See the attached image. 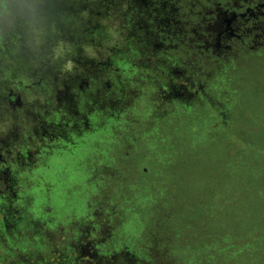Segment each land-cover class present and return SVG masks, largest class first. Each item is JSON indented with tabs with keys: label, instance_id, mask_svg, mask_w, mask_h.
<instances>
[{
	"label": "flooded vegetation",
	"instance_id": "obj_1",
	"mask_svg": "<svg viewBox=\"0 0 264 264\" xmlns=\"http://www.w3.org/2000/svg\"><path fill=\"white\" fill-rule=\"evenodd\" d=\"M104 1L107 8L102 10L104 13L102 20L99 23L86 20L85 27L83 26V29H87V37L83 40L90 44L102 45L100 42L109 36L107 26L113 21L111 5L114 2L121 3L123 0ZM132 1V12L128 15L123 11L126 17L121 23L122 27L136 31L148 28V32L151 33L147 38L144 35L137 40L131 37L126 43L125 51L115 48V51L110 53L114 66L111 63L100 62L101 70L106 73L103 83L97 78L84 75L78 83L72 80L68 81V84H61L69 91L63 98L52 89V85H59L58 82L63 81L60 77L64 69L60 66H56L51 75L40 74L35 80L26 78L18 80L16 73L20 69L33 68L36 63L49 66L50 56L58 52L59 45L62 43L67 45L70 40L74 42L72 45H76L71 59L75 62L84 59L80 52L85 44H82L81 38L75 40L73 38L82 28L77 23L82 21L83 17H89L93 0H0V108H12L20 112L18 119L10 123L0 116V264L35 262L93 264L90 260L87 263L82 262L85 255L80 252L76 256L73 245L80 239L78 227L93 221L91 212L95 210L97 204L89 203L81 214H75L73 211L64 210L59 204H53L50 202L54 193L53 182L48 174L57 166L53 164L55 161L53 159H56L54 156L74 154L82 138L101 130L106 121L112 122L113 133L121 125L123 127L120 130L123 131L128 123L127 131L124 135L122 132L114 134L119 142L114 148L113 145L109 147L111 157L103 161L102 155H97L98 162L93 166L91 175L101 167L110 171L119 170L120 166L116 164L114 156V150L119 146L128 150L124 159L126 166L133 163L137 157L141 159L139 162L136 161L138 163L152 157L159 163L172 162L173 147L165 148L166 143L162 139L155 140L157 145L153 146L151 138L141 137L139 133V128L144 127L149 118H152L155 108L150 106L146 110H139L136 105L128 107L127 97L123 95L121 86L125 84L124 75H130L131 65L126 64L125 58L129 53L127 50L133 48V42L140 41L148 51L154 52L160 47L174 48L176 43L165 41L160 33H174L175 31H170V28L176 29L177 24L184 27L186 22L183 23L176 17H182L179 14L181 8L192 10L183 0H152L146 4L150 11L140 16V12H143L140 9V1ZM194 1L202 6L201 20L195 27L206 28L205 31L214 32L217 37L212 43L202 39L207 36L203 33L198 36V43L189 48L213 58L215 63L207 61L200 81L190 80L185 86H173L170 83L171 78L169 81L162 79L158 90L164 93L162 97L168 102H177L187 109L196 105L197 108H203V121L201 124L190 122L185 131L186 135L195 134L202 137L203 141H222L229 155L232 156L230 153L235 152L246 161H251L254 147L260 146L255 152L264 159V0ZM168 4L172 6L169 11L165 9ZM134 15L143 16L142 19L148 21L145 20V24L140 26L139 22H134ZM177 30L189 32L185 27L184 30L181 27ZM159 54L154 58L156 64L169 67L167 70L178 68L182 72L185 71L187 63L176 55L180 54L179 51L174 49L172 54L160 51ZM122 65L124 67H120ZM170 70L167 72L168 76L172 74ZM217 77L220 79L216 80ZM101 83V87L106 85L110 88L103 96L99 95L100 89L97 88ZM181 87L182 90L179 92L177 89ZM151 92L155 93L156 88L154 87ZM34 94H41L38 99L41 108L37 107ZM124 111L131 113L129 122L119 119ZM32 116L36 118L39 128L33 137L29 131ZM120 121L123 124L120 125ZM160 125L157 123L154 127ZM188 142L194 145L192 140ZM143 143L150 152L153 151L152 154L145 156L138 152L139 146ZM197 145L198 143L195 146ZM8 156L9 159L6 158ZM40 168L45 172L35 176ZM136 170L139 174L138 179L128 175L126 182L122 178L111 188L93 183L97 188L95 192L101 193L107 189L110 195L105 197L109 198L111 205H117L118 208L124 206L122 202L120 204L116 202L120 195L140 196L144 191L151 194V186L147 185L150 178L144 176L148 173L147 166L137 164ZM166 174L170 176L168 172ZM53 175L56 177L58 173L54 172ZM152 177L155 178V175L152 174ZM164 179L159 180V183L154 182L158 184L160 190L165 184ZM41 182L46 187V202L42 211L37 212L35 202L38 196L31 191L33 187L42 185ZM78 185L80 184L75 183V186ZM151 203L152 199L145 197L134 201V205L139 208L151 206ZM120 219L124 221L123 218ZM38 226L43 234L53 231L64 237L62 246L52 251L42 246L40 238L42 232H37ZM158 227L160 233H166L161 224H158ZM91 228L95 229V226ZM187 228L189 233L190 228ZM165 231L168 232L166 234L170 236L171 241L162 240L160 244L174 258H183L186 264H224V260L232 254L230 247L237 245L245 248L249 242V237L227 242L228 237L224 233L219 237L208 238L205 243L200 240V235L190 237L189 233V239L186 236V240L179 231L172 232L167 228ZM178 236L180 237L178 241L183 239L185 246L175 240ZM99 240L96 242L95 239L89 243L93 250V253L88 255L90 259H110L115 258L116 254H129L125 249L130 247V243L121 241V245L118 244L117 247L114 242L101 243ZM140 249V253L148 251L144 246Z\"/></svg>",
	"mask_w": 264,
	"mask_h": 264
},
{
	"label": "rangeland",
	"instance_id": "obj_2",
	"mask_svg": "<svg viewBox=\"0 0 264 264\" xmlns=\"http://www.w3.org/2000/svg\"><path fill=\"white\" fill-rule=\"evenodd\" d=\"M139 1L140 9L143 10V12H140V16L146 15L150 11V8H148L146 4L152 2V0ZM183 1H185L184 3H186L192 11L186 10L187 8H181L179 14L182 15V17L177 16L176 19L181 20L183 23L186 22L184 27L187 31L189 30V32H178V27H181L183 30L184 27L177 24L178 26L176 29L170 28V31H175L174 33H160V36L165 38V41L172 44L176 43V45L174 48L169 49L160 47L154 52L153 50L148 51L142 42L136 41L137 38L140 39L143 35L147 38L149 33H151L148 32V28L145 30L141 28V31H136L128 30L121 25L122 21H125L124 17H126L123 11L127 12L128 15L132 12V0H123L118 4L114 2V4L111 5L113 8V21L112 24L107 26L109 36L100 42L102 45L90 44L85 39L83 40V38L87 37V29H83L86 20H93L99 23L104 15L102 10L107 8L104 0H93V6H91L89 17H83L82 21L80 20V22L77 23V25L82 26V28L79 29V34L75 35L73 38V40H75L79 37L82 40V44H85V46L82 47V52H80L84 59H78L79 63L71 59L73 48L76 47V45H72L74 42L70 40L68 43L69 45H63L62 43L59 45L58 52L50 56L49 66L36 63L33 65V68L28 70L20 69V71L16 73V79L25 80L26 78L35 80L40 74L49 76L52 74V71L56 69V66H60L64 69L63 75L60 77L63 81L58 82L59 85H52V89L54 92H57L60 97L64 98L69 91L61 84H68V81L74 80L75 83H78L80 78L87 75L97 78L103 83L106 73L101 70L102 67L100 62L104 64L111 63L112 66H114L110 53L115 51V48L125 51L126 43L131 37H135L136 40L133 42V48L127 50L129 53L125 58L126 64L131 65V67H129L130 75H124L125 84L122 85L121 88L123 89V95L127 97L126 101L128 107L131 108L136 105L139 110H146V108L150 106L155 108V112L151 115L152 118H149L150 120L144 127L139 128L140 136L143 137L151 133L157 123L165 125L164 131L162 130L161 132L167 135L173 133L178 126H181L183 131H186L189 123H185L189 122V120L198 119L199 115L197 113H200V111L194 109L193 113H190L181 104L174 101H166L162 97L164 93L158 90V87L162 79H167L169 81V78H171L170 83L173 86H185L190 80L193 82L194 80L200 81L202 74L205 72L207 61L212 63L215 62L213 58L204 56L200 54V52L192 50V48L189 47L198 43V36L203 33L207 34V36L206 38L202 37V39L211 41L212 43L215 42L217 36L214 32L205 31L206 28H203V30L195 27L201 20L200 13L202 6L194 0ZM156 4L154 6H156ZM204 6L207 5L204 4ZM165 9L169 11L172 9V6L168 4ZM142 17L134 15V22H139V25L143 26L145 20H148L142 19ZM149 37L153 38L152 36ZM154 43H156L155 40ZM178 43H180V45H178ZM174 49L180 52V54L176 55L184 60L187 65L184 68V72L178 68L169 69L172 74L168 76L167 72L169 70L167 69L169 67L167 68L166 66L165 68V66L156 64L154 58L160 55V51L172 54ZM44 59L45 58H43V60ZM120 67H124V65ZM164 76L166 78H164ZM102 83L99 85L100 87ZM100 87H97L100 89V96L106 95L110 89L106 87V85ZM154 87L156 88V92L152 93L151 91ZM177 90L180 92L182 87ZM34 95L36 96L37 107L41 108V103L38 102L41 94ZM60 105L62 104L60 103ZM19 114V110L0 108V116L6 119L8 123L17 120ZM168 114H172V116L167 119ZM119 119L129 122L128 119H131V113L124 111ZM30 120L32 122L30 124L31 130L29 131H31L30 136L33 137L34 133L38 132L39 128L35 117L32 116ZM127 127L128 123L123 131L119 128L115 129L116 132L114 134H121L120 132H122V135H124L125 131H127ZM182 135L180 134V136L177 137L176 145L175 138L172 142L174 151L172 162L161 161V163H163L161 164L153 157L140 162L142 166H147L148 168V173L144 174V176H146V178L148 177V179L150 178L147 185L151 186V194L144 191L140 196H136L135 194L129 196L126 194L124 196L120 195L121 197L119 196L116 202L119 204L122 202V205H124L123 208H118L116 207L117 205H111L109 198L105 197L110 195L107 189L101 193L95 192L94 196L92 194L93 198H91V202L97 204L95 210L91 212L93 221L88 224L83 223L78 227L80 239L73 245L76 256H78L80 252L85 255L82 257V262L87 263L88 260H90L93 264H174L175 262L186 264L183 258H174V256L170 255L168 251L166 252L160 244L162 240L171 241V239H169L170 236L166 234L168 232L165 231L167 228L168 231L169 229L172 232L179 231L180 235L182 234V238L186 240L187 237L189 239V233L190 237L193 235H200V240L205 243L208 238L219 237V235L224 233L227 234V242L249 237V242L245 248L237 247V245L229 248L232 254L224 260V264H264V159H261L260 154L258 155V152H255V149L260 146H253L254 150L251 161H246L235 152L234 154L233 152L230 153L232 156L229 155L226 149L227 147L222 141L202 140L203 142L200 141L198 145L195 146L190 145L188 137L183 138L185 135L183 137ZM28 141L33 143L31 140ZM253 147H251V149H253ZM127 151L126 147H116L114 156L117 160L116 164L120 166L119 170L110 171V169L103 167L98 168L91 175L90 179L89 177L87 178L85 181L86 185L96 183L97 185L104 184L105 187L111 188L115 187L116 183L122 178H124V182H126L128 175L134 177V179H138L139 174L136 167L137 164L140 165L138 162L141 161V159L137 157L136 160L133 159L134 164L124 165ZM138 152L145 154V156L153 153L152 150L150 152V149L147 148L145 143L139 146ZM12 156L15 155L12 154ZM6 158L9 159L10 157L8 156ZM42 172H45L43 168L38 169L35 176H40ZM166 172H168L170 176H168ZM152 174L155 175V178L152 177ZM54 179L56 180V178ZM162 179H164L165 182H163L165 184L163 189L160 190L158 184L155 183H159V180ZM41 184L40 186L33 187L31 191V193L37 195L39 199V206L36 207L37 212L42 211L46 202V187L43 182H41ZM74 187L77 188L81 186L78 185ZM144 197L152 199L153 203H151V206L136 207L134 201ZM157 198L161 200L158 201ZM126 204L129 206L126 207ZM115 210L117 211L115 212ZM125 217L131 221H128V226L121 227L124 221L120 218L124 219ZM158 224H161V227L166 233H160ZM164 225L168 227L165 228ZM91 226H95V229L91 228ZM187 227L190 228L189 233ZM37 232H42L40 226H38ZM40 238L41 245L46 246L48 251L57 250L62 246V240L64 239V237L53 231L46 234L42 232ZM179 238L178 236L175 240L178 241ZM95 239L96 242L100 239L99 242L101 243H108L111 241L114 242L116 246L118 244L121 245V241H124L126 244L130 243L132 247H134V250L132 254H116L115 258L90 259L88 255L93 253V250L89 243L91 244L92 240L95 241ZM183 239L178 241V243L185 246ZM128 240L130 241L128 242ZM143 246L148 250L146 253H140V248ZM216 251H218V249H216ZM34 264L40 263L35 262Z\"/></svg>",
	"mask_w": 264,
	"mask_h": 264
},
{
	"label": "trees",
	"instance_id": "obj_3",
	"mask_svg": "<svg viewBox=\"0 0 264 264\" xmlns=\"http://www.w3.org/2000/svg\"><path fill=\"white\" fill-rule=\"evenodd\" d=\"M220 79L219 77L216 80ZM184 106V105H182ZM185 107V106H184ZM198 106L191 107L187 109L189 112H193L194 109L200 111L198 119H194L189 122H193L196 124H201L203 121L202 119V111L203 108H197ZM147 114V113H146ZM172 114L167 115V119L170 118ZM165 120V118H164ZM114 122V121H113ZM111 121H106L104 127L93 133L82 138L77 148L74 150V154L69 155L65 154L63 156L56 157L54 156L53 159L55 160L53 164H56V168L49 172V179L53 182V195L50 199V202L53 204H59L64 210L73 211L75 214H81L86 209L87 205L91 203V194L97 190L94 184H87L86 179L91 176L93 166L98 162L96 161V156L101 154L102 160L105 161L111 157L109 147L113 145V148L119 142L117 136L114 135L113 130L111 128ZM120 125L123 124L121 121ZM118 125V124H117ZM123 125L119 127L121 129ZM165 125L161 124L159 127H154L151 133L147 134V138H151L152 145L156 146L157 142L155 140L162 139L163 142L166 143L165 148L169 149L173 146V141L175 138V145L177 144V137L182 135L183 138L188 137L189 140L193 141V144L196 145L198 141L203 140L202 137H198L197 135H186L185 130L181 129V126L175 128L174 132L167 135L162 133L164 131ZM162 133V134H161ZM161 134V135H160ZM145 136V138H146ZM121 138V137H119ZM122 139V138H121ZM169 155V151H167ZM53 162V161H52ZM58 173L55 177L53 174ZM56 178V180H54ZM75 183L80 184L81 187H74ZM60 202H59V201ZM39 203V199L37 198L35 202V209ZM128 221H131L127 217L124 218V222L121 227L128 226ZM130 247L126 248L125 250L132 254L134 247L129 245Z\"/></svg>",
	"mask_w": 264,
	"mask_h": 264
}]
</instances>
